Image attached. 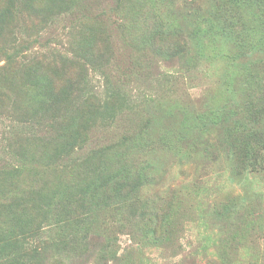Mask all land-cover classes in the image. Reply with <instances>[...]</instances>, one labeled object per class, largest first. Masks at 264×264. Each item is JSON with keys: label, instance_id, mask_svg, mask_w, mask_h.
<instances>
[{"label": "rangeland", "instance_id": "obj_1", "mask_svg": "<svg viewBox=\"0 0 264 264\" xmlns=\"http://www.w3.org/2000/svg\"><path fill=\"white\" fill-rule=\"evenodd\" d=\"M114 1L77 0L47 11L43 0H0V13L11 6L14 15L0 31V241L20 239L0 264H120L118 259L129 252L137 264H207L234 231L237 245L232 244L238 250L232 264H264V169L237 170L228 144L207 122L202 138L195 128L178 141L179 147L170 143L180 137L185 114L206 113L241 97L236 72L251 60L238 58L239 43L226 32L236 33L241 14L233 9L234 17L220 8L228 20L223 14L222 20L215 18V6L228 0H151L147 23L143 16L149 5L131 17L127 28L114 21ZM150 22L160 32L147 43L134 42L131 36L149 33ZM89 26L97 30L90 32ZM87 33L97 43L78 46ZM83 50L84 68L79 63L85 55L75 57ZM28 63L40 69L29 71ZM55 67L73 71L71 81L77 85L68 99L61 98L60 107L50 108L35 98L32 82L33 74ZM113 96L117 109L124 106L120 124L105 128L98 117ZM70 123L80 131L77 150L47 158L45 150L53 154L56 128ZM144 127L151 136L147 147L121 144L123 135L133 137ZM103 151L114 158V167L126 164L145 177L124 209L113 204L94 208L74 181L80 172L101 170ZM25 156L26 171H14ZM69 165H75L77 178ZM61 193L71 195L58 211L49 203ZM169 194L191 203L185 223L177 226L176 220V231L162 241L156 239L159 228L143 235L145 213L153 206L161 212ZM75 233V242L61 244Z\"/></svg>", "mask_w": 264, "mask_h": 264}, {"label": "trees", "instance_id": "obj_2", "mask_svg": "<svg viewBox=\"0 0 264 264\" xmlns=\"http://www.w3.org/2000/svg\"><path fill=\"white\" fill-rule=\"evenodd\" d=\"M43 1L44 5L49 6L47 11H52L55 9H63L67 6H73L77 0H65L59 4H56L57 1L55 2V0ZM114 2L117 4V7L115 5L110 6L112 11H114V15L118 16L114 21H117L120 25L123 23L127 28L129 27L131 17L140 14L145 6L149 5L150 11H146L143 16V20L147 23L146 19L148 20L151 16L152 5L154 4L151 0H115ZM156 4H160V0ZM220 8H224L228 14L234 17L235 14L233 9L241 14L238 17L239 21L237 20V22L240 23V26L236 29V33L233 34L226 31L230 37L235 38L233 41H236V44L239 43V50L236 51L238 58H246L250 56L251 60L250 62H245V65H241L236 72L239 80L237 91L241 97L230 103L223 105L219 104L215 108L208 110L206 113L185 114L179 125L180 139L171 140L170 143L173 147H179L178 141H183L188 132L193 131L195 128L199 131L198 137L202 138V131L209 128L208 126L204 127L207 122L211 126L210 129L216 132L217 136L228 144V148L235 162L234 166L237 170L241 168L243 171L246 170V172L258 168V170H262L264 169V0H228L225 6L217 4L214 8V10H216L214 13L215 18L222 20L223 14L224 20L227 21V13ZM6 13L8 14L6 15ZM0 14V31L2 32L7 18L10 19L14 15L12 14L11 6H8L4 10V13ZM244 14H246L244 16L245 18H242ZM102 23L100 21V24ZM146 23L142 25L145 26ZM150 26H152V29L149 30V33L140 32L131 36L134 42L147 43L160 32L157 25L150 22L149 27ZM168 27L170 29L173 28L172 24L168 25ZM87 29H89L90 32L97 30L95 26H89ZM95 38L96 37L93 33L84 34V37L79 41L80 44L78 43V46L89 47L92 44L97 43ZM86 53L87 51L85 50L79 51L75 57L78 59ZM87 60L88 58L85 55L84 62H80L79 65L84 68L87 65ZM31 69L36 71V69H40V66L39 64L35 65L28 63L27 70L31 71ZM73 74V71L68 72L64 69L61 73L58 67H55L53 71H43L38 74H33L34 82H32V93L35 95V98L40 99L41 103L50 104V108L56 106L60 107L61 98L68 99L69 94L73 93L72 89L77 85L74 84V81H71V77L74 76ZM59 94H61V97L58 101L56 98ZM113 100L114 96L105 106L102 107L103 110L100 112V117H98L104 124L105 128L114 127L120 124V117L118 114L124 106L117 109V107L114 106V103H111ZM145 109L149 110L150 106L145 107ZM74 124L70 123L66 126L61 124L56 128V131L53 133V136H56L54 139L56 145L54 144L53 151L50 149V152L53 153L52 155L48 154L47 150H45V156L47 158H52L53 155L72 156L77 150V146L80 142V140H78L80 139V131L79 129L72 128L75 126ZM79 127H81V125ZM82 130L84 131V129ZM167 132L170 133L169 128L167 129ZM150 137L149 129L144 127L141 132L133 133V137L131 135H123L120 142L122 145H124L125 142H130L131 144H138L140 147L145 148L151 142ZM82 141L83 139H81V143ZM110 149L111 148H109V150ZM183 154H186V152ZM102 155L104 157V165L98 173L93 169H89L85 173L80 172L79 175H82L80 180L74 181L81 183L77 185L81 187V190H83V196L85 199L87 198L90 205L94 208L97 207L99 209H104L113 204V206L121 210L125 203L128 206L129 202L131 203L134 201V195H137L145 177L143 176V173L132 170L130 166L126 164L121 167H114L112 165V160H114V158L111 157L109 152L107 153L106 151H103ZM120 156L122 157L123 155L121 154ZM24 158L26 159L27 156L23 157L19 165L13 166L14 171H19L20 169H22V172L26 171L27 162ZM11 165L12 164L9 163L5 168L7 169V167H11ZM68 169L69 172L71 174L73 173V176L77 178L74 173L75 165H69ZM10 173H12V171H10ZM85 182H89L86 187L84 185ZM60 185L61 184H58L57 187ZM74 186L68 188L69 192ZM62 191L68 192L63 187ZM79 193L80 192L76 194ZM69 195L71 194L63 195L61 193V195L50 197L49 206L56 207L58 211L64 209L67 206L66 200ZM111 198L113 201H110ZM44 199L45 198H42V200ZM182 199L183 198L179 197L177 194H169L164 199L165 202L163 203V207L161 208L163 210L161 212L158 208H155V206L146 212L145 214L147 217H145L146 220H144V222H146H141L140 225V228H142V234L147 235L154 233V230L159 228L158 233H160L161 236L157 238L155 236V238L162 241L166 236L174 233L176 231V220H178L177 226H182L186 221L185 213L187 212V205H191L190 202ZM225 209L227 210V208ZM147 219H149V221ZM243 228L248 229L249 224L247 223L244 225V227L241 228V232L245 231ZM149 229H153V231ZM76 234L77 233L69 236V238L66 236V238L62 239L61 244L75 242L77 239ZM236 234L237 231L227 233V236L224 238L226 242L224 243L221 241V244L217 247L216 256L207 259V264L235 263L236 258H234L232 254L238 250L237 246H233V244L237 245L235 242ZM0 236H2V234H0ZM19 240V236L3 237L0 241V257H3L6 251H10L11 246ZM109 242L110 238L108 239V243ZM156 243L158 242L156 241ZM114 251L112 252V255L114 254L112 257H116V252ZM136 260L137 259L133 257L132 252H129L118 259L120 264H137ZM3 264L8 263L4 262Z\"/></svg>", "mask_w": 264, "mask_h": 264}]
</instances>
